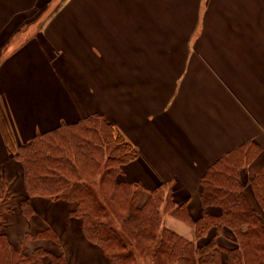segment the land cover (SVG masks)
Here are the masks:
<instances>
[{
  "label": "crops",
  "instance_id": "1",
  "mask_svg": "<svg viewBox=\"0 0 264 264\" xmlns=\"http://www.w3.org/2000/svg\"><path fill=\"white\" fill-rule=\"evenodd\" d=\"M61 1L0 0V160L13 196L21 193L17 208L28 196L19 183L24 170L16 180L17 159L1 123L22 144L100 114L139 151L123 181L148 192L172 189L193 219L203 212L200 182L208 168L243 145H260V157L241 173L260 215L246 179L264 166V0H79L76 9L53 12ZM114 67L125 72L116 82L129 83L123 98L109 86L115 78L106 69ZM117 104L125 109L115 111ZM32 203L35 214L46 205L48 223L49 212H61L56 225L63 235L76 231L72 203L40 197ZM215 208L206 210L219 214ZM175 220L167 216V228L192 241L193 226L187 224V238ZM85 260L81 252L77 263Z\"/></svg>",
  "mask_w": 264,
  "mask_h": 264
},
{
  "label": "trees",
  "instance_id": "2",
  "mask_svg": "<svg viewBox=\"0 0 264 264\" xmlns=\"http://www.w3.org/2000/svg\"><path fill=\"white\" fill-rule=\"evenodd\" d=\"M1 130L8 153L24 168L28 194L21 203L24 214L27 217L35 214L32 197L74 203L70 216L79 220L85 238L103 250L110 264H137L131 246L112 226L113 213L122 219L126 232L137 244L146 248L157 245L153 249L156 264H223L224 248L218 238H228L227 233L237 243V247L226 250L228 264H264V220L241 181V171L261 154V147L255 142L235 149L208 168L201 179L203 213L193 219L187 203L177 205L172 189L150 190L142 202L146 189L138 182L120 178L125 166L139 157V151L103 115L62 123L22 144L10 139L3 123ZM97 177L100 195L83 182L85 178ZM250 187L264 210V166ZM163 204L164 213L193 226L194 240L184 238L162 223ZM209 207H218L220 213L205 211ZM212 229L215 233L210 240L197 245ZM34 238L58 240L52 227ZM0 264L70 263L64 250L55 254L45 248L31 253L17 249L0 225Z\"/></svg>",
  "mask_w": 264,
  "mask_h": 264
},
{
  "label": "rangeland",
  "instance_id": "3",
  "mask_svg": "<svg viewBox=\"0 0 264 264\" xmlns=\"http://www.w3.org/2000/svg\"><path fill=\"white\" fill-rule=\"evenodd\" d=\"M78 1L79 0H75V1L74 0H62L59 4L57 3L54 8H51V10H53V12H55L57 10H61V7H63L64 10L70 11V10L77 8L76 5H77ZM157 40H158V38H157ZM130 57L133 58L132 56H130ZM133 59L136 60L137 57L135 56ZM118 62H121V61L119 60ZM124 67H121V68H124ZM129 67H130V64H129L128 68ZM106 70H107L109 75H111V76H113V78H115L113 80V81H115V83L110 84L109 86L114 90L113 92H114V95L116 96V99L118 96L121 98L125 97L129 83L119 84L118 82H116V81H119L121 79L122 80L124 79L123 78L125 75L124 70L122 69L123 70V72H122V70H119L116 67L107 68ZM98 90L104 91V94H106L107 92L110 91L107 88V86L100 88V85H98ZM81 98L83 100L88 99L87 96L84 94L82 95ZM105 105L109 109L111 108L110 105H108L106 103H105ZM118 106H119V109H116L115 111H119V110L122 111L123 108L125 109V105H123V106L118 105ZM262 150L263 149L261 148V153H262ZM259 157L260 156H258V158ZM13 163L14 164L11 165V169L14 171V178L19 181L22 178V173H23L24 168H23L22 163L18 160H14ZM251 164H253V162H250L248 164V166H246V167H249ZM5 171H6V168H5V166L2 167V161L0 160V177H2L4 180V181L0 180V225L2 226V231L8 234L11 242L13 243V245L17 249H24L27 253H31L32 251H34L37 248H45V249L50 250L51 252H53L55 254H61L64 250L65 257H66L67 261H69L70 264H79L77 262H81L80 261L81 260V252H84L85 256H87V260H85V262H82V264H91L93 262L94 257H96L98 259V261H97V263H93V264H99L100 262H101V264H110L109 258L105 254L102 253L103 250L99 246H96L92 243L90 245L84 244V243H86L85 241H88V240L83 235V232L81 229V224H80L79 220H77L79 225L77 224L76 221H75V223H72V226L76 227V231L73 232V233L76 232V238H75L71 231H69V232H71L70 233L71 235H68L67 231L65 232L64 235L62 234L61 230L59 231L58 226L56 225V222H58V220H60V221L62 220L61 212H59V211H53L51 213L49 212V217H50L49 223L51 225L48 223L46 216H45V209H44V207L46 205H43L39 209V212H37L36 214H33L31 217H27L21 208V203H22L23 199L21 200V203L18 205V208H17V203L21 199V193L18 192L17 194H15L13 196L14 192H12L11 188L9 186H7V184L5 183V181L7 180V171L6 172ZM259 172H260V169H259L258 173ZM241 173H242V171H241ZM120 178L125 179L124 175H121ZM127 178H133V177H132V175H130ZM246 181L248 182L247 190L248 191L250 190V192L252 194L250 196L252 199V202H254L255 205L258 208L260 207L259 209H261L260 211H261L262 215H261V213H260V215L259 214L258 215L262 220H264V210L262 208V205L258 203L255 195L252 192V188L250 187L252 180L249 181L247 178ZM83 182L86 183L87 185L91 186L98 193V195L101 194L100 188H99V177L93 178V179L85 178V180ZM19 183H22L23 191H25V189H26L25 182H23V180H21ZM20 188H21V184H20ZM23 191H22V193H23ZM26 192H27V190H26ZM148 195H149L148 191H146L144 193V196L142 197V202L148 198ZM40 198H43V197H40ZM45 199L51 201L52 203H57L58 201H60V200H52V199H48V198H45ZM68 203H72V202H68ZM72 204L74 205V203H72ZM55 209H56V207H55ZM73 209H74V206H73ZM215 209H218V207H216ZM164 210H165V204H163L161 206V211L163 212ZM111 211H112V209H111ZM205 211H207V210H205ZM21 216L23 218H25L26 220L32 219V222L29 224V226H28V223L24 222L21 219ZM167 216L173 217L169 213L163 212V215H162V223L163 224H165ZM200 216H201V214H200ZM173 218H175V217H173ZM110 221L112 222V226L116 228L118 233L131 246L130 248H131V251L133 252V255L136 258L137 264H156L155 263V257H154L155 252L153 251V249L157 245H155L152 248H146L142 245L137 244V242H135L134 240H132L129 237V233L126 232V230L123 226L122 219L117 217L114 213L111 214ZM175 221H176V223H178V225H180L181 228H177L172 223H170L169 226L174 230L177 228V230L181 234H183L185 237L189 238L191 236L190 226L185 224L184 222H182L180 220H175ZM23 223H25L24 226H23ZM52 226H54L57 229V231L60 232L59 236L57 235L58 236L57 241L52 240V238L51 239H47V238H34L33 239L34 235H37L41 231L47 229L48 227H52ZM161 228H162V226H161ZM29 232H33V233H29ZM214 233H215L214 229L210 230L209 233H207V235H205L202 239L197 241V245H203L204 243H206L208 240H210V238L213 236ZM29 235L32 237V239H29L30 238ZM226 236L228 238H226L225 236L218 238V239H220L219 242H220L221 247L224 248V251L222 252L223 264H228V255H227L226 250L237 247V243L235 242V240L231 239V238L229 239L230 234L227 233ZM73 238H74V240H73ZM194 238H195V236H194V228H193V237L191 239L194 240Z\"/></svg>",
  "mask_w": 264,
  "mask_h": 264
}]
</instances>
